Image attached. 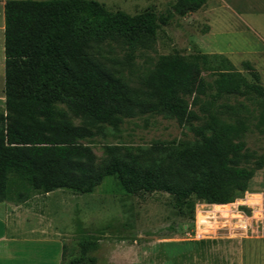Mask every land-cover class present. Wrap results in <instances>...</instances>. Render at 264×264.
Segmentation results:
<instances>
[{
  "label": "trees",
  "instance_id": "trees-1",
  "mask_svg": "<svg viewBox=\"0 0 264 264\" xmlns=\"http://www.w3.org/2000/svg\"><path fill=\"white\" fill-rule=\"evenodd\" d=\"M206 2L174 0L169 13L158 16L153 11L109 12L90 0L5 1L2 94L6 115L0 117V202L21 203L55 190L89 194L105 177H112L125 194L167 193L177 207L192 196L226 204L242 195L255 171L262 168L263 157L238 140L244 122H224L218 112L233 111L232 106L219 103L221 99L243 98L253 105L256 126L264 132V89L247 62L242 65L249 82L221 56L156 58L143 85L157 103L141 105L140 112H165L178 124H187L195 138L175 153L173 167L143 166L134 158L96 167L90 148L81 143L92 137L97 126L115 129L134 115L123 82L94 62L88 47L116 38L131 60L171 15L186 16ZM203 71L214 74L211 82L203 78ZM190 97V106L197 105L200 114L189 109L185 98ZM68 115L80 118L81 125H73ZM200 118L202 125H189ZM208 243L180 245L198 251ZM96 250V242L90 240L76 242L69 251L62 246L59 264H96L92 255Z\"/></svg>",
  "mask_w": 264,
  "mask_h": 264
},
{
  "label": "rangeland",
  "instance_id": "rangeland-1",
  "mask_svg": "<svg viewBox=\"0 0 264 264\" xmlns=\"http://www.w3.org/2000/svg\"><path fill=\"white\" fill-rule=\"evenodd\" d=\"M5 1L0 0V117L6 115L2 94ZM90 1L109 12L135 15L153 11L158 16L167 15L174 3V0ZM86 52L123 82L134 105L133 117L124 118L117 128L99 125L92 130L91 138L81 141L90 148L94 165L103 167L111 161L134 158L143 166L173 167L175 153L192 144L195 138L187 124H178L165 112H140L141 105L157 103L144 88L146 74L160 55H217L227 59L248 82L251 80L242 63L250 64L264 89V0H207L196 12L183 17L171 15L167 25L160 26L131 60L126 58L125 47L116 38L92 44ZM202 75L207 82L214 78L210 71H203ZM185 101L190 110L200 114L197 105L190 106L191 97ZM219 103L232 106L233 111H220L218 118L227 123L242 120L246 128L238 140L245 149L261 155L264 162V132L256 126L253 105L240 97L223 98ZM68 118L73 125H81L80 118L71 115ZM203 122L200 118L189 125L200 126ZM108 147L114 151L107 152ZM245 195L261 198L252 202V208H242L247 215L255 216L246 231L221 230L216 236L202 240L209 243L198 251L180 245L187 242L184 239L192 227L195 206L206 203L193 196L177 207L175 198L164 192L125 194L112 177L103 178L89 194L60 190L48 196H32L31 205L36 207L45 227H49L45 228L44 236L35 235L38 241L29 239V264L36 263L41 256L43 263L49 264L60 250V243L69 251L80 240L96 242L97 250L92 254L96 264H264V163L247 182L246 191L230 203Z\"/></svg>",
  "mask_w": 264,
  "mask_h": 264
},
{
  "label": "crops",
  "instance_id": "crops-1",
  "mask_svg": "<svg viewBox=\"0 0 264 264\" xmlns=\"http://www.w3.org/2000/svg\"><path fill=\"white\" fill-rule=\"evenodd\" d=\"M56 191L60 190L49 193ZM49 193L45 195L48 196ZM36 196L38 195L33 197ZM32 200L34 199L21 203L0 202V264H29V239L38 241V236L35 235L44 236L45 228L49 227H45L44 220L36 212V207L31 205ZM53 230L56 231L54 227ZM59 246L60 250L53 255L49 264L60 263L62 244L60 243ZM30 264H44L42 256L39 261Z\"/></svg>",
  "mask_w": 264,
  "mask_h": 264
},
{
  "label": "built area",
  "instance_id": "built-area-1",
  "mask_svg": "<svg viewBox=\"0 0 264 264\" xmlns=\"http://www.w3.org/2000/svg\"><path fill=\"white\" fill-rule=\"evenodd\" d=\"M255 196V195H250ZM254 200H261L260 197L238 199L233 203L211 204L203 203L196 205L194 209L192 227L186 233V241H202L221 231H246L251 220L255 217L247 215L242 208H252Z\"/></svg>",
  "mask_w": 264,
  "mask_h": 264
}]
</instances>
